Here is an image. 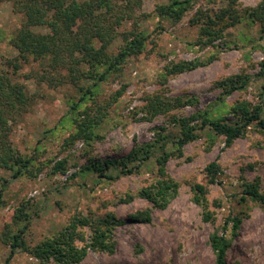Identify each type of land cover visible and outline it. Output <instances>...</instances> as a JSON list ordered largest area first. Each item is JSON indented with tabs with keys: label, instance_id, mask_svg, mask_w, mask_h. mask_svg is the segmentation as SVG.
Masks as SVG:
<instances>
[{
	"label": "rangeland",
	"instance_id": "rangeland-1",
	"mask_svg": "<svg viewBox=\"0 0 264 264\" xmlns=\"http://www.w3.org/2000/svg\"><path fill=\"white\" fill-rule=\"evenodd\" d=\"M169 1L143 0L138 13H148L156 4ZM260 1L238 0L235 8L242 17L240 22L225 30L223 40L210 46L199 44L200 25L192 23V18L197 10H217L226 6L228 0H197L178 22L154 13L143 20L141 29L152 34L144 52L129 57L118 74L112 73L99 84L97 98L103 102L112 100L121 89L124 92L107 111L98 129L102 138L94 142L90 152L82 141L63 150V142L71 130L62 124L63 116L68 113L71 100L79 98L78 88L66 82V70H52L46 61L31 58L12 75L14 68L7 65V60L18 52L10 38L21 26L23 15L13 12L10 2L1 1L0 70L7 69L15 81L27 85L30 93H39L33 110L13 123L11 138L20 151L36 153L40 163L49 166L36 178H15L5 185L0 231L25 200H31L37 209L26 234L32 245L55 234L74 214L95 220L112 212L127 221L112 233L115 251L90 250L77 264H215L210 236L217 228H223L230 216L238 215L242 222L227 253L228 264H264V203L246 194L244 185L258 183L264 195V127L257 121L251 122L244 134L229 146L225 136L213 134L209 128L199 131L200 137L186 144L181 156H173L168 162L167 171L180 186L177 196L165 209H152V203L138 195L154 179V160L139 172L114 179L87 173L69 180L88 155L121 157L136 143L152 140L155 128L169 123L174 115L189 116L209 110L213 116L235 123L238 116L231 112L232 107L246 102L251 108L260 105L264 119V38L260 24L251 22L245 15ZM129 26L130 22L120 30ZM35 30L47 31L44 27ZM121 44L119 37L111 52L117 53ZM183 60L204 64L166 80L161 77L167 64ZM43 75L47 78L41 81ZM50 75L55 76L54 83L58 85L50 84ZM244 79L247 83L242 88L228 93L231 83H241ZM156 93L169 97L187 95L194 97V103L148 118L141 110L146 103L144 97ZM37 148L39 152H35ZM63 158L68 159L69 171L62 176L51 175V166ZM215 160L222 173L215 183H210L206 167ZM2 174L8 178L12 175L10 171ZM198 183L207 186L214 220H206L203 207L193 200V188ZM147 208L152 209L149 222L132 217ZM83 230L89 237L91 228ZM9 251L10 247L0 240V264L5 263ZM10 264L39 262L27 252L19 251Z\"/></svg>",
	"mask_w": 264,
	"mask_h": 264
},
{
	"label": "trees",
	"instance_id": "trees-1",
	"mask_svg": "<svg viewBox=\"0 0 264 264\" xmlns=\"http://www.w3.org/2000/svg\"><path fill=\"white\" fill-rule=\"evenodd\" d=\"M1 1L10 2L13 12L23 15L21 26L10 38V43L18 52L17 56L7 60V65L14 68L12 75L31 58L46 61L52 70H66V82L78 88L79 98L71 100L70 109L63 116L62 124L68 130L71 129L63 142V150L82 141L90 152L94 142L102 138L98 129L107 111L124 92L121 89L112 100L103 102L97 98L99 84L112 73L118 74L129 57L144 52L152 34L141 29L142 21L154 13L178 22L197 0H170L168 3L156 4L148 13H138L143 8V0ZM237 2L228 0L226 6L217 10H197L191 22L200 25L199 44L215 45L217 40L225 38L227 28L240 22L242 17L235 8ZM245 15L251 22L260 24L264 38V0L249 8ZM129 22L130 26L121 31L120 28ZM36 27H44L47 31H36ZM119 37L122 38V44L118 52H111V46ZM202 64L197 60L172 62L166 65L161 77L166 80L169 76L193 70ZM262 66L264 72V61ZM12 75L7 69L0 70V206L3 204L5 185L15 178H36L49 166V163H40L36 153L25 154L13 144V123L33 110L39 100V93H30L27 85L15 81ZM46 78L43 75L41 81ZM48 78L51 85H58L54 83V75ZM246 83V79L241 83H231L228 93L242 88ZM144 100L146 103L141 110L148 118L194 103V97L187 95L169 97L158 93L147 95ZM231 112L238 116L235 123L215 117L209 110L197 111L189 116L174 115L169 123L155 128L152 140L136 143L121 157L99 158L85 154V163L79 166L69 180L74 181L78 175L87 173H95L98 178L114 179L139 172L143 166L148 165L147 162L154 160V179L142 187L138 195L151 202L152 209H165L177 196L180 186L167 171L168 162L173 156H181L184 146L200 137L199 131L209 128L213 134L225 136L229 146L244 134L251 122L257 121L264 127L260 105L251 108L248 103L241 102L233 106ZM171 128L176 131L172 132ZM35 152H39V149H35ZM69 168L68 159L63 158L51 166V175H65ZM2 171H10L11 177H5ZM206 171L209 182L215 183L222 168L215 160L206 167ZM113 172H116L115 175ZM244 185L246 194L254 201L264 203V195L260 193L258 183ZM193 189V200L203 207L205 219L214 220L213 212L209 209L207 186L198 183ZM152 209L138 211L132 217L139 222H149ZM35 211L37 209L31 200L22 201L0 231V240L10 247L4 264H10L19 251L27 252L39 264H77L87 257L90 250L113 253L116 241L112 233L117 227L127 224L125 219L112 212L95 220L83 214H74L55 234L32 245L27 241L26 234ZM241 222L240 216H230L223 228H217L211 234L210 242L216 254L215 264H228L227 253ZM85 227L91 228L89 237L83 230Z\"/></svg>",
	"mask_w": 264,
	"mask_h": 264
}]
</instances>
